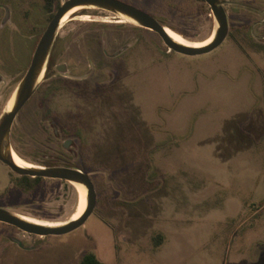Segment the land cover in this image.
<instances>
[{"label":"rangeland","instance_id":"obj_1","mask_svg":"<svg viewBox=\"0 0 264 264\" xmlns=\"http://www.w3.org/2000/svg\"><path fill=\"white\" fill-rule=\"evenodd\" d=\"M226 1L229 35L200 55L106 9L61 25L11 143L35 165L88 172L96 206L64 234L0 221V264L89 252L105 264H264V0ZM144 5L190 43L219 26L205 0ZM51 19L44 0H0V118ZM81 201L77 183L25 179L0 160V205L14 214L60 225Z\"/></svg>","mask_w":264,"mask_h":264},{"label":"water","instance_id":"obj_2","mask_svg":"<svg viewBox=\"0 0 264 264\" xmlns=\"http://www.w3.org/2000/svg\"><path fill=\"white\" fill-rule=\"evenodd\" d=\"M206 1L211 6L215 17L218 20L219 26L215 32L213 40L202 46L186 45L176 41L168 33L166 26L154 15L124 0L63 1L50 20L37 44L31 64L18 86L15 103L12 109L3 113L0 118V160L11 167L13 171L21 175L58 178L85 184L88 189V204L79 218L55 226L28 221L3 206H0V221L13 224L27 232L38 235L46 236L50 234H64L83 225L96 206L97 191L93 179L88 172L78 167L62 165L24 167L17 164L12 155L13 148L11 143V132L14 122L20 110L29 101L40 85V76L42 73L44 74L58 30L61 27L62 19L66 13L76 6H96L97 8L113 11L117 14H125L134 18L140 25L157 32L171 50L187 55H200L209 53L219 47L228 37L230 31L228 14L223 1Z\"/></svg>","mask_w":264,"mask_h":264},{"label":"bare ground","instance_id":"obj_3","mask_svg":"<svg viewBox=\"0 0 264 264\" xmlns=\"http://www.w3.org/2000/svg\"><path fill=\"white\" fill-rule=\"evenodd\" d=\"M87 7H91V6H76L75 8L71 9L69 12L66 13V15L63 17L62 19V22H61V25H63V23L65 22V20L70 16V14L75 11V10H78V9H82V8H87ZM126 19H129L135 23H138L134 18L130 17V16H127L125 14H118ZM166 30L168 31V33L171 35L172 33V37L178 41V42H181L183 44H186V45H192V46H202V45H206L208 43H210L214 36H215V32L204 42H200V43H190L189 41H187V39H185V37H183L180 33L174 31V30H170L168 29V27H166ZM43 77V73L41 74L40 76V79L41 80ZM15 99H16V95L13 96L8 104H7V111H10L15 103ZM12 155H13V158L15 160V162L21 166H24V167H34V166H39V165H35L31 162H28L26 160H24L20 155H18L16 153L15 150L12 151ZM77 183V185H79L80 189H81V193H82V201H81V206H79V210L73 215V217L71 218V220H74V219H77L79 218L82 213L85 211L86 207H87V193H88V189H87V186L83 183H78V182H75ZM23 219H26L28 221H31V222H35V223H40V224H43V225H52V226H55L51 223H48V222H44L41 221V220H38V219H32V218H29V217H26V216H21ZM62 222V221H61Z\"/></svg>","mask_w":264,"mask_h":264},{"label":"flooded vegetation","instance_id":"obj_4","mask_svg":"<svg viewBox=\"0 0 264 264\" xmlns=\"http://www.w3.org/2000/svg\"><path fill=\"white\" fill-rule=\"evenodd\" d=\"M124 1H126V2H128V3H131V4H133V5H135V6H137L138 8H141V9H143V10H145V11H147L145 8H144V3H146V1L147 0H124ZM206 1V0H205ZM221 1H223V4H225V3H227V1L226 0H221ZM207 2V1H206ZM87 8H97L96 6H91V7H87ZM82 9H84V8H82ZM82 9H78V10H75V11H73L71 14H70V16L65 20V22L68 20V19H70L73 15H75L76 13H78L79 11H81ZM148 12V11H147ZM76 17H80L81 19H85V20H90L91 19V17H92V15H90V14H83V15H79V16H76ZM7 20V19H6ZM106 21H111V19H105ZM114 21H116V22H124V21H128V22H132V23H135V22H133V21H131V20H129V19H126V18H124V17H122V16H120V15H116L115 16V18H114ZM64 22V23H65ZM63 23V24H64ZM137 24V23H136ZM166 27H168V29H169V31L170 30H173L171 27H169V26H166ZM175 31V30H174ZM170 33H171V31H170ZM171 35H172V33H171ZM207 40V39H206ZM206 40H204V41H206ZM204 41H202V42H204ZM57 70H59V68H56ZM63 71H65V70H63ZM66 78V79H65ZM68 78H71L70 76H68V75H64V81L65 82H67V81H69L68 80ZM17 153V152H16ZM18 154V153H17ZM19 155V154H18ZM55 165H62V166H70V165H68V164H55ZM39 166H41V165H39ZM49 166H53V165H49ZM71 167H73V166H71ZM11 168V167H10ZM0 206H3V205H0Z\"/></svg>","mask_w":264,"mask_h":264},{"label":"trees","instance_id":"obj_5","mask_svg":"<svg viewBox=\"0 0 264 264\" xmlns=\"http://www.w3.org/2000/svg\"><path fill=\"white\" fill-rule=\"evenodd\" d=\"M58 4H59V0H44L45 9L52 14V17L55 14V6ZM23 177L25 179L34 178L35 181H39L43 178L41 176L30 177L29 175H23ZM81 264H105V263L102 260H100L94 253L89 252L84 256L83 260L81 261Z\"/></svg>","mask_w":264,"mask_h":264}]
</instances>
